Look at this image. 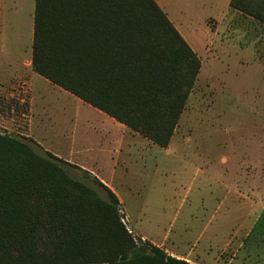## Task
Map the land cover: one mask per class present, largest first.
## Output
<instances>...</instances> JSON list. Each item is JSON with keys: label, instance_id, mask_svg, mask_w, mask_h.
<instances>
[{"label": "rangeland", "instance_id": "374dc122", "mask_svg": "<svg viewBox=\"0 0 264 264\" xmlns=\"http://www.w3.org/2000/svg\"><path fill=\"white\" fill-rule=\"evenodd\" d=\"M157 2L202 60L168 147L35 85L29 63L35 0H5L0 60L10 54L21 68L0 96V131L78 165L70 174L104 198L92 177L110 184L135 237L148 235L195 264H264V25L230 8V0ZM17 9L10 16L15 31L23 28L20 49L8 44L14 40L8 13ZM219 201L221 219L206 230L196 216L213 215ZM231 224L226 239H217Z\"/></svg>", "mask_w": 264, "mask_h": 264}, {"label": "trees", "instance_id": "16d2710c", "mask_svg": "<svg viewBox=\"0 0 264 264\" xmlns=\"http://www.w3.org/2000/svg\"><path fill=\"white\" fill-rule=\"evenodd\" d=\"M264 25V0H230ZM32 67L168 147L202 60L157 0H35ZM80 168L0 131V264H193L123 221L118 195Z\"/></svg>", "mask_w": 264, "mask_h": 264}, {"label": "crops", "instance_id": "0c3cea01", "mask_svg": "<svg viewBox=\"0 0 264 264\" xmlns=\"http://www.w3.org/2000/svg\"><path fill=\"white\" fill-rule=\"evenodd\" d=\"M19 4L21 5V3L19 2ZM21 8V7H20ZM34 8H35V4H34ZM7 12L6 10V4H5V0H0V47L3 46V33L5 31V26H4V20L6 21V18H8V15L5 13ZM21 12V10L17 9V10H14L13 12H10L8 13L9 16L11 13H13V16L14 15H19ZM12 15V14H11ZM172 21V20H171ZM9 24H10V29L11 30V33L14 31V40L9 42L8 44L12 45L15 44L17 46L18 49L21 48L22 46V38H23V28L22 26L19 27L18 31H15L14 30V19L13 17L11 18L10 16V19H9ZM174 24V23H173ZM176 26V25H175ZM177 27V26H176ZM178 29V28H177ZM179 30V29H178ZM33 35H34V26H33V30H32V44H33ZM12 40V39H11ZM188 42V41H187ZM32 44H31V59L29 61L30 63V71L34 74L35 78H36V81H35V85L36 86H42V87H45V88H54V91H57L56 95L61 99V98H64L65 101H68V103L72 104L73 107H75V109H80V108H83L85 106H89V108L92 109V111L94 110L95 114L97 115V117H99L100 121H104V123L106 124H109V118H112L110 117L107 113L103 112L102 110L92 106L91 104L83 101L82 99H80L79 97L75 96L74 94H72L71 92L61 88L60 86L58 85H55L53 84L52 82H50L48 79L42 77L41 75H39L37 72H35L33 70V67H32ZM190 44V43H189ZM191 46V45H190ZM10 55V54H9ZM7 55V57L9 56ZM6 56H3V60H0V96L1 95H4V91L6 89V84H11L12 83V80L13 82L15 83L16 81H14L15 79L13 77H16V75H18L20 73V68H21V63L19 61V59H16V58H7ZM15 84H13L11 87H14ZM33 86V82L31 81L30 82V87ZM63 101V100H62ZM70 104V105H71ZM82 106V107H81ZM90 109V110H91ZM1 110V108H0ZM45 110L44 108H42V111ZM57 110H61V107ZM79 113V112H78ZM85 114V112H83ZM0 115H1V112H0ZM63 118V117H62ZM71 120V119H70ZM112 120H114V122H116L117 124H121L122 126H126L125 124L123 123H120L118 122L117 120H115L114 118H112ZM61 121V119H60ZM41 123L43 124L44 121H41ZM46 124V123H45ZM123 128V127H122ZM126 128L129 129L128 126H126ZM127 129V130H128ZM43 130V129H42ZM125 130V129H124ZM70 162V161H68ZM72 163V162H71ZM101 180V179H100ZM111 185L109 184V187ZM112 189V186L110 187ZM113 190V189H112ZM114 191V190H113ZM115 192V191H114ZM116 193V192H115ZM119 197V196H118ZM120 199V198H119ZM221 201V200H220ZM219 201V202H220ZM121 203V201H120ZM223 203L221 205V202L218 203V207L217 209L214 211V214L210 215L208 218L207 217V211L206 212H203V214L198 215L196 216V219H202L203 220H206V224H205V229L206 230H209V228L212 226H215V222L217 219H221V217L219 218V215H220V212L222 211L221 209L223 208ZM220 211V212H219ZM219 212V215H216L215 213H218ZM209 213V212H208ZM213 213V212H212ZM220 221V220H219ZM219 221H217L216 223H219ZM234 227V226H233ZM232 224L230 225V229L229 231L225 234L224 231L221 232V236L219 237L218 233L216 235V238L217 239H220V241H223L224 239H226V236L230 233V231L232 230ZM171 232L170 231V236H171ZM225 234V235H224ZM143 237H145L146 239L145 240H149L150 242H152L153 244H155L153 242L152 239L149 238L148 235H143ZM203 237H205V232L204 233H200L199 235L196 236V238L193 240L195 243H198V242H202L203 241ZM157 245V244H156ZM159 246V245H158ZM169 253V252H168ZM173 256H177L179 258H184L182 257L181 255H179L178 253H175V252H171L169 253ZM186 259V258H184ZM188 260V259H186ZM189 261V260H188ZM192 263V262H191ZM195 264V263H193Z\"/></svg>", "mask_w": 264, "mask_h": 264}]
</instances>
